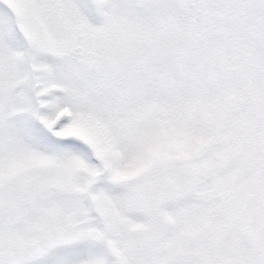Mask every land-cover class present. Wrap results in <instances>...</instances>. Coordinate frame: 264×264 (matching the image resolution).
<instances>
[{"label":"snow or ice","instance_id":"snow-or-ice-1","mask_svg":"<svg viewBox=\"0 0 264 264\" xmlns=\"http://www.w3.org/2000/svg\"><path fill=\"white\" fill-rule=\"evenodd\" d=\"M0 264H264V0H0Z\"/></svg>","mask_w":264,"mask_h":264}]
</instances>
